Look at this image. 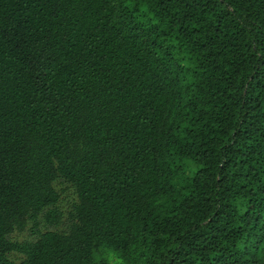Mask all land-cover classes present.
Segmentation results:
<instances>
[{
    "label": "trees",
    "instance_id": "obj_1",
    "mask_svg": "<svg viewBox=\"0 0 264 264\" xmlns=\"http://www.w3.org/2000/svg\"><path fill=\"white\" fill-rule=\"evenodd\" d=\"M0 264H264V0H0Z\"/></svg>",
    "mask_w": 264,
    "mask_h": 264
},
{
    "label": "rangeland",
    "instance_id": "obj_2",
    "mask_svg": "<svg viewBox=\"0 0 264 264\" xmlns=\"http://www.w3.org/2000/svg\"><path fill=\"white\" fill-rule=\"evenodd\" d=\"M57 188L59 189V190H61L62 189V186L61 185H57ZM63 194H62V198H63V205L62 206H66V204H67V201L69 200V199H71V197H70V193L69 192H67V191H63L62 192ZM69 193V194H68ZM31 237V231L30 230H26V231H24V232H22V233H20V232H18V233H16L14 236H13V238L15 239V240H19V241H22V240H25V239H29ZM17 259V261H19V259L18 258H16Z\"/></svg>",
    "mask_w": 264,
    "mask_h": 264
}]
</instances>
